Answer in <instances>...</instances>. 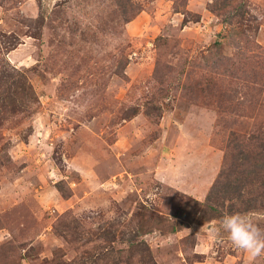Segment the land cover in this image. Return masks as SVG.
<instances>
[{
	"label": "rangeland",
	"instance_id": "374dc122",
	"mask_svg": "<svg viewBox=\"0 0 264 264\" xmlns=\"http://www.w3.org/2000/svg\"><path fill=\"white\" fill-rule=\"evenodd\" d=\"M132 1L0 0V264H264L197 203L264 133V0Z\"/></svg>",
	"mask_w": 264,
	"mask_h": 264
},
{
	"label": "trees",
	"instance_id": "16d2710c",
	"mask_svg": "<svg viewBox=\"0 0 264 264\" xmlns=\"http://www.w3.org/2000/svg\"><path fill=\"white\" fill-rule=\"evenodd\" d=\"M119 4L122 7H129V10H135L136 7L132 0H124ZM229 19L226 20L229 21ZM166 66L167 68L164 69L161 67V63L156 66L155 75L160 81L176 78L172 67L170 65ZM218 88L220 87L216 86V90ZM249 96L251 94L244 97ZM246 100L251 104V98ZM226 107L231 108L233 114L238 110L244 114L240 109L243 108L242 101H232V104L228 103ZM223 154L224 162L211 184L204 202L197 201V203L202 205L204 209H215L216 215L213 216L216 217L231 212V208L229 211L226 208V212H224L225 200L229 194H231V198L241 199L245 203L243 208L246 210H254L258 207L264 208V133H249L248 136H245L232 130L224 146ZM57 186L58 190H62L60 184H57ZM243 190H246L245 192L249 194L248 197L251 199H243Z\"/></svg>",
	"mask_w": 264,
	"mask_h": 264
},
{
	"label": "clouds",
	"instance_id": "9594fccd",
	"mask_svg": "<svg viewBox=\"0 0 264 264\" xmlns=\"http://www.w3.org/2000/svg\"><path fill=\"white\" fill-rule=\"evenodd\" d=\"M221 231L227 234V239L236 249L247 254L249 262L264 255V231L250 218L238 213L227 215L214 229L217 237Z\"/></svg>",
	"mask_w": 264,
	"mask_h": 264
}]
</instances>
